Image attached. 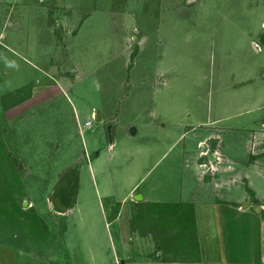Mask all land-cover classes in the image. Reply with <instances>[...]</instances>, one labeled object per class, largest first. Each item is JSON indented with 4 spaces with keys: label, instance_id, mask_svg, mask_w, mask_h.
<instances>
[{
    "label": "rangeland",
    "instance_id": "rangeland-1",
    "mask_svg": "<svg viewBox=\"0 0 264 264\" xmlns=\"http://www.w3.org/2000/svg\"><path fill=\"white\" fill-rule=\"evenodd\" d=\"M30 80L53 86L60 100L11 132L14 140L0 128V149H11L0 151V264H115L127 257L120 243L137 235L129 230L161 211L141 207L127 222L135 184L144 179L143 193L155 181L181 183L175 192L184 201L190 191L203 197L184 163L200 160L198 178L213 182L228 162L211 145L223 142L240 161L245 133L264 130V0H0V126L33 84L13 91ZM14 147L23 150L16 155ZM251 153L254 163L264 148ZM7 155L28 164L11 174L2 168ZM243 173L248 182L223 200L246 191L250 212L235 218L226 202L207 213L220 222L234 217L223 242L232 256L264 264V211L254 204L264 201V167ZM56 199L77 206L67 216ZM182 206L176 223L185 233L190 206ZM118 210L124 214L114 223Z\"/></svg>",
    "mask_w": 264,
    "mask_h": 264
},
{
    "label": "crops",
    "instance_id": "crops-1",
    "mask_svg": "<svg viewBox=\"0 0 264 264\" xmlns=\"http://www.w3.org/2000/svg\"><path fill=\"white\" fill-rule=\"evenodd\" d=\"M254 49L256 50V47H254ZM34 83L35 84H33L32 80H30L29 83L18 86L13 91L14 93L20 88H24L27 87V85L33 84L30 85V89L23 98H20L19 100H15L14 102L10 103V105L6 108L7 110L4 111L5 121L0 126V128L6 131V137L10 136L11 132H13L14 130L20 129L24 125V123H26V121L31 118L33 113L41 112L45 110V108H47L46 106H50L56 100H60V98H58L59 95L55 96L54 93H52L53 89L51 88H53V86H40L38 85L37 80H35ZM35 124H37V118L35 119ZM262 128L264 129V121H262ZM245 134V139L243 137V146L245 154L244 158H242L243 156H241L240 153V161L231 158L225 154L222 148V139V143L219 147H217L216 145L215 148L214 145H211L210 150L212 152L217 153L222 152L224 154L223 157L227 158L226 162H228V165L220 171L221 175L218 176L219 179H216L213 182L210 178L209 181L207 178L206 182H204V179L201 180L198 178V165L200 160H196L193 162L191 161L192 163L186 161V164L184 163L183 167L185 169V173L187 174L186 178L187 180H189V185H195L196 187L199 186L200 190L204 192V194H202L203 197L197 196L198 194H200L199 192H197V194L194 191H190V198L187 201H184V199L182 198V194L180 195L175 192V190L179 191L182 188V186H180L181 183H179V189H177L178 187H171V183H168L166 181L164 182L165 186L161 187L162 182L164 180H160L158 182V186H156L157 182L155 181L154 183L149 184L147 186V189L143 193L137 192L139 191L141 184L145 182L144 179L141 180L139 183L135 184L128 195L130 199V207L127 212L130 214V219H128L127 222L130 223L132 218H137L136 212L138 213L139 211H141V207L148 209L152 208L153 210H156L157 207V210L161 211H159L158 213L153 212L150 219H148V213L144 212V216L148 219H146L147 222L145 226L143 227V229L141 228L138 230H129L130 234L134 231L137 235L132 239L133 241L131 242V238L129 236V241L127 242V245H122V243H120L123 247V253H125L127 257L125 259L115 258V264H243V261L239 260L237 256H235V251L233 250L232 256L231 251L228 249V246H225V244L223 243L224 240H227V235L224 229L227 228L228 225L229 227H231L232 219L234 217L241 218V216H244V214L246 215L248 212H250L248 211V209H250L249 206L253 204V199L251 196H248L246 191H243L242 197L237 198V200L224 201L223 199H226L225 192L229 193L231 189H234L236 192H240L242 187H244L245 182H248L249 178H247L248 175H245L243 173L244 169H248V167L251 166L264 167V164H262L263 162H261L264 158V153H258L256 155L257 158L260 157L261 160L251 157L250 161L253 160L252 162H254L255 160L254 163H249V160L247 159V154L251 153L249 151H252L251 154L253 155V152L255 150L258 149L260 151L264 148V130L252 131L250 133L247 132ZM10 137H13V140L16 139V135H12ZM208 137L209 134L205 138ZM10 139V142L12 143V138ZM200 141L202 140H199L198 142ZM14 148L15 149L13 151L16 155H18L23 150L22 148L18 149V147ZM0 151L10 152L11 149H9L8 145L5 144L2 146V149H0ZM32 151L33 149H31V152ZM16 155L15 157L7 155L6 158L4 157V163L2 162V168L9 167L13 169L11 170V174H14L16 172V168L18 166H21L20 164L18 165L16 164V162H14V159L16 161L20 160L19 157L16 158ZM32 162L33 161L31 160V163ZM21 164V167H23V165H27L28 163L27 161L24 162L23 159H21ZM231 168H233V170ZM150 171L147 172V175ZM32 174L33 173L31 172V175ZM16 175L17 174H15V176ZM234 175H237L240 178L241 184L243 186L237 185L238 181H234L235 177L232 178V176ZM34 180L38 182V176L36 177L35 175V179L30 177V186L34 184V191H37L38 186L36 182L33 183ZM211 183H214L215 186L219 187L215 190V188L212 187L213 184ZM25 186L30 188V186L28 185ZM9 187L12 188V186ZM26 187L25 194L28 193V188ZM248 200L251 201L250 204H248ZM122 202H124V200ZM202 202H204V204H202ZM226 202H229L230 204L234 205V208L226 206L227 212L233 214L234 217L228 220L225 219L226 222H220V218L211 220V216L209 217L210 214L207 213V210H218V207L224 208L223 204H226ZM111 203L113 202L111 201ZM183 203H186L190 206L189 217H191V219L189 220V229H187L185 233L180 232L181 229L177 227L178 224L176 223L177 220L183 218L181 214L183 208H180L183 207ZM115 204L119 205V202H115ZM254 204L259 205L261 210L264 211V201L262 203L256 199ZM27 205L28 203L25 202V207ZM75 206H77V200L72 208L66 207V211L61 213H64L68 216V214H70L75 209ZM206 206H208V208L203 210V208H205ZM252 209L253 207L251 208V211ZM29 210L32 209H26V211ZM112 212L113 211H111V213ZM123 214L124 211L122 212V214H120V211L118 210L116 213L110 216L111 221L114 223L118 222V220ZM186 219H188V217ZM208 220H211L212 223L209 224ZM261 221L263 220L260 219L259 223ZM121 237V240L125 241L124 233ZM181 237L186 240L184 243H182L181 240H178L181 239ZM258 242L263 243L261 237H259ZM182 248H185L186 250L182 252ZM235 249H237V247ZM144 253H149V256ZM173 255H175V257H173ZM182 255L185 257L184 259L177 258L178 256Z\"/></svg>",
    "mask_w": 264,
    "mask_h": 264
},
{
    "label": "water",
    "instance_id": "water-1",
    "mask_svg": "<svg viewBox=\"0 0 264 264\" xmlns=\"http://www.w3.org/2000/svg\"><path fill=\"white\" fill-rule=\"evenodd\" d=\"M99 120H100V114H97V115H96V121H99ZM134 132H135V130L132 129V130H131V134H134ZM250 203H251V201L248 200V204H250ZM54 205H55V207L57 208V210L60 211V212H65L66 209H67L65 206L62 205V203H61L58 199H56V200L54 201Z\"/></svg>",
    "mask_w": 264,
    "mask_h": 264
},
{
    "label": "built area",
    "instance_id": "built-area-1",
    "mask_svg": "<svg viewBox=\"0 0 264 264\" xmlns=\"http://www.w3.org/2000/svg\"><path fill=\"white\" fill-rule=\"evenodd\" d=\"M85 128H86V129H90V128H91V124H90L89 122H87V123L85 124Z\"/></svg>",
    "mask_w": 264,
    "mask_h": 264
},
{
    "label": "trees",
    "instance_id": "trees-1",
    "mask_svg": "<svg viewBox=\"0 0 264 264\" xmlns=\"http://www.w3.org/2000/svg\"><path fill=\"white\" fill-rule=\"evenodd\" d=\"M55 206V205H54ZM55 209L57 210V208L55 207ZM263 214H264V212H262ZM193 223H194V221H193Z\"/></svg>",
    "mask_w": 264,
    "mask_h": 264
}]
</instances>
